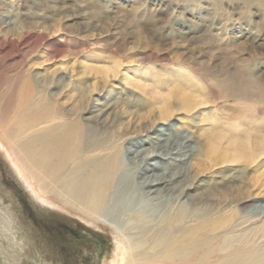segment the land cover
I'll return each mask as SVG.
<instances>
[{"label": "rangeland", "instance_id": "1", "mask_svg": "<svg viewBox=\"0 0 264 264\" xmlns=\"http://www.w3.org/2000/svg\"><path fill=\"white\" fill-rule=\"evenodd\" d=\"M2 20L11 23V42L22 45L0 54V126L25 132L20 140L76 122L94 143L96 110L107 104L102 120L113 121L114 151L132 147L137 130L136 140L181 133L198 151L260 153L264 0H0ZM234 77L256 92L231 96L226 86ZM26 82L32 87L22 106L17 100ZM182 97L193 107L176 111ZM167 103L173 113L160 119ZM47 108L53 117L44 116ZM143 126L153 131L139 132ZM13 159L0 148V223L8 228L0 227V264H101L114 236L44 206ZM248 164H223L197 178L207 187L232 180L234 196L238 187L247 189L246 205L263 206L264 156ZM123 172L135 185L133 166ZM256 219L250 228L262 224Z\"/></svg>", "mask_w": 264, "mask_h": 264}, {"label": "bare ground", "instance_id": "2", "mask_svg": "<svg viewBox=\"0 0 264 264\" xmlns=\"http://www.w3.org/2000/svg\"><path fill=\"white\" fill-rule=\"evenodd\" d=\"M0 27V54L6 51L8 57L22 43L11 42L10 22L2 20ZM238 79L231 80L227 92L249 98L255 90L240 88ZM31 87L27 82L21 87L17 102L22 106L28 105ZM257 92L259 102L264 103V89L259 87ZM167 104L159 112L160 119L173 113ZM176 106V111L193 107L186 97ZM109 109L103 104L96 110L94 143L88 144L84 130L73 122L50 127L41 138L29 136L24 141L19 138L25 132L17 135L10 127L0 126V148L13 153L29 192L44 206L114 236L113 247L101 258V264H264V205H246L251 196L247 189L242 192L238 187L239 194L234 196L233 186H228L232 180L221 178L207 187L197 178L223 164H251L264 156V139L258 154H228L198 151L191 137L181 133L175 137L165 134V139L159 135L136 140V130L129 141L132 147L114 151L108 145L116 137L111 130L113 121L102 120ZM45 113V117H53V108ZM139 130L147 135L153 131L144 126ZM86 151L96 153L86 157ZM125 165L133 166L135 185L127 182ZM255 218L262 224L250 228ZM0 225L8 231L4 223Z\"/></svg>", "mask_w": 264, "mask_h": 264}]
</instances>
